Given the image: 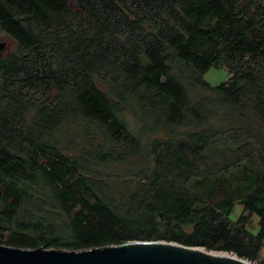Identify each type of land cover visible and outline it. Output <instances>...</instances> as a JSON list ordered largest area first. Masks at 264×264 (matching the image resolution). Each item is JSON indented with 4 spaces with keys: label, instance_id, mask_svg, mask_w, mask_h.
Wrapping results in <instances>:
<instances>
[{
    "label": "trees",
    "instance_id": "1",
    "mask_svg": "<svg viewBox=\"0 0 264 264\" xmlns=\"http://www.w3.org/2000/svg\"><path fill=\"white\" fill-rule=\"evenodd\" d=\"M2 36L1 244L258 260L264 0H0Z\"/></svg>",
    "mask_w": 264,
    "mask_h": 264
},
{
    "label": "water",
    "instance_id": "2",
    "mask_svg": "<svg viewBox=\"0 0 264 264\" xmlns=\"http://www.w3.org/2000/svg\"><path fill=\"white\" fill-rule=\"evenodd\" d=\"M6 47L0 42V51ZM0 264H257L227 250L167 240H131L124 245L69 250L15 248L0 243Z\"/></svg>",
    "mask_w": 264,
    "mask_h": 264
},
{
    "label": "rangeland",
    "instance_id": "3",
    "mask_svg": "<svg viewBox=\"0 0 264 264\" xmlns=\"http://www.w3.org/2000/svg\"><path fill=\"white\" fill-rule=\"evenodd\" d=\"M2 36L0 38V41H7L8 44L11 43V40L6 37ZM205 80L208 81L212 85H218L224 81H226L229 78V71L226 67L223 66H212L205 74L204 76ZM241 213H243V207L240 203H237L235 206V209L231 215L232 219H237ZM248 212L244 211L243 215L247 216ZM259 217L257 215H252L249 219V222L247 225L252 229L253 232H257L259 228ZM257 264H264V243L262 250L260 252L259 258L257 261H254Z\"/></svg>",
    "mask_w": 264,
    "mask_h": 264
}]
</instances>
